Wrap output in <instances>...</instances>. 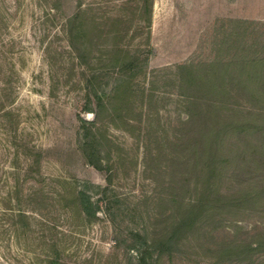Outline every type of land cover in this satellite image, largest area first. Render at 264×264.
<instances>
[{
  "label": "rangeland",
  "instance_id": "1",
  "mask_svg": "<svg viewBox=\"0 0 264 264\" xmlns=\"http://www.w3.org/2000/svg\"><path fill=\"white\" fill-rule=\"evenodd\" d=\"M79 6L83 64L65 33ZM260 61L264 0H0V212L15 188L45 217L24 234L0 222V264H47L52 234L61 264H264ZM71 185L91 221L56 203Z\"/></svg>",
  "mask_w": 264,
  "mask_h": 264
},
{
  "label": "trees",
  "instance_id": "2",
  "mask_svg": "<svg viewBox=\"0 0 264 264\" xmlns=\"http://www.w3.org/2000/svg\"><path fill=\"white\" fill-rule=\"evenodd\" d=\"M78 9H79L78 12H76L70 18L66 19L65 33L68 36V38H70V40H72V45H70L69 48H72V51H74L76 53V55L78 54L76 56V59L80 63L82 62V64H83L84 56H83V54H81V52H78L76 50V48L74 47L75 45L73 43V40H76V37H73V36H74V34H76L75 32H77L75 30L74 25L77 21H82L84 15H85V12L81 9V6H79ZM77 19H79V20H77ZM71 25H73V26L71 27ZM82 25L83 24H81V26L79 27L80 29L78 30V32H79L78 36L79 37H83V35L86 34L85 27ZM149 29H150V27H149ZM113 40L115 42L116 37H114ZM82 46H83V43H82ZM95 48H97V47H95ZM113 50L111 52H109L110 55H112L109 58V64L112 66L114 65V63L117 60L116 54H118V52H117L118 48L113 49ZM97 61H98V63H101L100 55L97 57ZM248 66L250 69H261L260 75L262 76V82H260L259 88H261V91L264 95V61L258 62L256 67H255V64L253 62H250L248 64ZM86 79L88 80L89 86H90L88 94L94 100L92 103H89V104H91L92 110H93V111H91V113L93 114V117L97 118V121H98L100 113L105 110V108L102 104L101 98L99 96V93H98V86L100 85L101 76L99 74L93 73L90 75V77H86ZM201 87L203 88V90H208V91L214 90V87L210 84H203ZM206 87H207V89H206ZM221 90L225 92V89L221 88ZM216 105H217V103H214L212 101L205 103V106L207 109H218V107H216ZM223 105H225V102H221L219 104V106H220L219 109ZM88 110H90V109H88ZM262 111L264 112V110H262ZM95 123H97V122H95ZM90 124L91 123H87L86 125L90 126ZM95 131L97 133L98 130L95 129ZM218 133L219 132L217 131L215 135H217ZM214 137L216 138L217 136L209 135L208 138H212V140H208V143H210V145L213 143ZM65 185H69V184L65 182ZM18 196H20V192L18 189L14 188V199H12V200H17V204L15 203V204L11 205L10 198L8 197L7 200H8L10 205H6V207L4 209H2L0 212V222L2 224L5 223L7 232L12 233V234H15L18 229H19V231H20V229H22L23 234L25 232L29 231L30 230V220L34 221L36 223L45 222L44 214L42 213V211H39V210H41V209H39V207H36V208H38V209H36V211H32L35 214L31 215V217L26 213L27 211L22 210V207L20 204V202H22V200L17 199ZM45 196H47V193H46V191H44L42 189L37 190L35 194H32V196H30V197H34L33 199L30 198L31 200H33V203H34V205L32 207L39 206V205H36L38 203L37 201H42ZM56 197H57L56 203H58V205L62 209H64V210L69 209L70 208L69 206L72 205L73 206L72 209H74L77 212L78 217L84 221L85 220L91 221L93 219L95 213H96L95 211H93L94 204L92 203L91 198L87 195L85 187L84 188H81V187L80 188H76V187L74 188V186H72V185L67 187V188L64 187V189L62 191H59L56 193ZM198 205H199V203H195V205L192 206V209L190 211H188V213L186 214L187 222H189V223L192 222L191 218H192L196 208L198 207ZM49 229L54 230L55 232L58 231L56 224H52L49 227ZM52 235L55 237V239L49 238L50 243L49 244L45 243V245H47V249H46V251L42 252V256L44 257L45 262L47 264H61L60 263V255H61V253L63 254L66 250L65 246H64L65 244L60 247V245L63 244V243H61L62 239H60L56 234H52ZM65 237L66 236H64V234H63L62 238L65 239ZM39 239L40 240L43 239V241H44L47 238L39 237ZM167 241H169V240H167ZM156 243L157 242H155V241H150L148 248L154 249ZM137 252L139 253V255L144 254V252H141V251H137ZM164 252H166V251L164 250Z\"/></svg>",
  "mask_w": 264,
  "mask_h": 264
}]
</instances>
